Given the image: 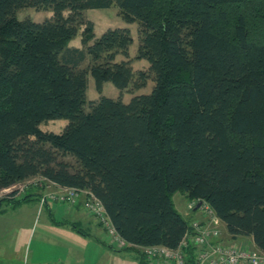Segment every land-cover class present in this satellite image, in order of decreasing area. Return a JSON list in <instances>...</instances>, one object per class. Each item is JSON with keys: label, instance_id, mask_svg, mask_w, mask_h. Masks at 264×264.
Segmentation results:
<instances>
[{"label": "trees", "instance_id": "16d2710c", "mask_svg": "<svg viewBox=\"0 0 264 264\" xmlns=\"http://www.w3.org/2000/svg\"><path fill=\"white\" fill-rule=\"evenodd\" d=\"M112 4L137 24L133 58L127 28L95 38L84 17ZM26 7L51 14L18 20ZM78 32L81 47H67ZM87 74L98 94L107 82L119 96L87 101ZM53 120L66 121L59 133L41 130ZM35 176L88 191L125 244L116 250L138 264L148 262L133 246L175 249L189 229L175 193L264 254V0H0V190ZM15 195L0 213L39 198Z\"/></svg>", "mask_w": 264, "mask_h": 264}, {"label": "rangeland", "instance_id": "374dc122", "mask_svg": "<svg viewBox=\"0 0 264 264\" xmlns=\"http://www.w3.org/2000/svg\"><path fill=\"white\" fill-rule=\"evenodd\" d=\"M50 14L47 10H35L26 7L16 12V18L18 20L29 19L34 22H42ZM84 17L93 21L95 33L98 36L105 27L113 28L122 22L118 9L114 4L107 9L86 10ZM129 27L131 30V43L128 50L131 54H134L137 46V24L133 22ZM144 63L147 66L146 61ZM86 64L87 60L81 66ZM102 85L101 92L98 94L94 89L92 78L87 74L86 100H95L100 95L112 99L119 96V91L110 83L105 82ZM152 86L153 81L150 76L145 86L134 92V94H146ZM129 92V90H126L120 94L123 103L130 99V93L132 92ZM84 109L87 110V107L85 106ZM65 124L66 121L64 120H53L41 124L40 128L45 132L59 133ZM62 160L71 169L75 168L76 164L72 158L65 156ZM11 193L16 194L15 198L31 194L44 198L46 203L59 204L54 198L58 194L57 188L40 176L29 178L10 188L0 190V199ZM171 200L181 217L189 222V217L184 215L188 212L186 208L189 202L185 200L183 195L178 193L173 194ZM63 219L67 220L68 218L56 210L54 214L50 215L38 202H32L14 210L7 207L6 212L0 213V264H137L138 260L135 253L115 251L113 247H109V238L95 222L98 229L86 228L83 223H80L81 231L88 233V236H82L67 226H60L58 223ZM67 247H73L72 251L68 250Z\"/></svg>", "mask_w": 264, "mask_h": 264}, {"label": "built area", "instance_id": "2783aa9c", "mask_svg": "<svg viewBox=\"0 0 264 264\" xmlns=\"http://www.w3.org/2000/svg\"><path fill=\"white\" fill-rule=\"evenodd\" d=\"M56 201L74 206L82 197V207L100 225L114 248L125 246L116 235L101 204L88 191L57 187ZM46 201L44 198L42 202ZM187 211L199 213L198 219L189 222V229L175 249L164 246L136 247L148 264H264V254L233 242L221 240V222L203 201L194 200L187 204ZM185 250H189L190 262Z\"/></svg>", "mask_w": 264, "mask_h": 264}, {"label": "crops", "instance_id": "0c3cea01", "mask_svg": "<svg viewBox=\"0 0 264 264\" xmlns=\"http://www.w3.org/2000/svg\"><path fill=\"white\" fill-rule=\"evenodd\" d=\"M86 20H88V19H86ZM88 21H90L92 23V25H93V35H94L95 38H97L98 35L95 33V25H94L93 21H91V20H88ZM131 24L132 23L128 24V23H125V22L122 21V22L118 23V25L116 27H113V28H123V27H125V28H127L129 30V33H130V36H131V30H130V27H129V25H131ZM108 28H111V27H105V29L103 31H105ZM79 32H80V30H79ZM79 32L73 39H71L68 42L67 47H71V48H80L81 47ZM134 54H135V52H134ZM134 54H131L129 52V50H128L129 58H133ZM115 60L116 61H120V60H122V57L121 56H117L115 58ZM133 62L135 63V65H134ZM131 67L134 70H144V69H146L147 66L145 65L143 60H134V61L131 62ZM42 199L43 198L39 197L38 199L32 200V201H30L28 203H23V204L19 205L18 207H21L23 205H26V204H29V203H32V202H35V203L38 202L39 205L43 206L44 209H46L47 212L50 215L54 214V212L56 210L59 213H61V215L66 216L68 218L67 220L63 219V221H69V222L72 221V222H78V223H81V224L83 223L86 226V228H97L95 226L94 220L84 211V209L82 207H80V206L78 207L77 205L69 206V205H65L63 203L62 204L61 203H59V204L58 203H50L49 204V203H46V201L42 202ZM184 215H187V217H189L190 220L198 219L200 217L199 213L196 212V211L186 212ZM60 226L65 227L64 225H60ZM100 230H102V229H100ZM220 230H221V240L224 241V242H231L232 240H229V236L226 234L223 224L220 225ZM232 242H237L238 244H240L241 246H244V247L253 248L252 241H251L250 237H237L235 239V241H232ZM108 245H110V242L108 243ZM67 249L72 251L73 247H67ZM115 251H118V250H116V248H115ZM35 264H37V263H35ZM58 264H60V263H58ZM137 264H138V261H137Z\"/></svg>", "mask_w": 264, "mask_h": 264}]
</instances>
